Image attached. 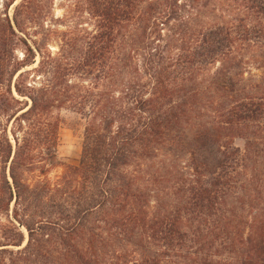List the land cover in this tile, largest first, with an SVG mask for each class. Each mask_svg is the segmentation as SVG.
Here are the masks:
<instances>
[{
	"label": "trees",
	"instance_id": "1",
	"mask_svg": "<svg viewBox=\"0 0 264 264\" xmlns=\"http://www.w3.org/2000/svg\"><path fill=\"white\" fill-rule=\"evenodd\" d=\"M17 1L0 10V264H264V0H76L84 36H52L54 0ZM61 110L85 121L73 165Z\"/></svg>",
	"mask_w": 264,
	"mask_h": 264
},
{
	"label": "rangeland",
	"instance_id": "2",
	"mask_svg": "<svg viewBox=\"0 0 264 264\" xmlns=\"http://www.w3.org/2000/svg\"><path fill=\"white\" fill-rule=\"evenodd\" d=\"M19 1L20 0H18L17 3ZM76 3V0H54L52 14L53 19H56L57 21L51 23L50 28L54 32L52 36H84L85 31L92 33L95 30V20L92 19L91 16L87 15L88 11L79 8ZM0 10H2V0H0ZM11 15L12 9H9V16ZM76 26H79L80 31L75 29ZM54 38L55 39L48 43V46L51 52L56 53L58 51L57 44L60 38ZM16 55L20 58V50L16 51ZM38 60L39 59L37 58L36 62H38ZM255 74H259V72L256 71ZM56 116L60 119L58 146L61 153V159L64 161L63 163L73 165L76 163L81 149L85 121L81 118V116L70 110L58 111L56 112ZM246 142L247 141L245 140H235L233 148H238L240 152L239 154L243 159L242 166L240 165L237 170L246 172L247 175H250L253 170L249 161L246 160V157L249 155ZM231 167L233 168V171H231V182L229 184L231 186L229 191L230 196L227 200L229 204L236 196V189L234 188L242 186L243 183L241 179L239 181L236 180L234 175L235 167L233 164H231ZM261 167L264 166L260 165L259 168ZM61 172V166H53L49 174V178L53 180L55 176L60 175ZM263 206L264 203L259 204V207ZM23 231L25 232V230Z\"/></svg>",
	"mask_w": 264,
	"mask_h": 264
}]
</instances>
